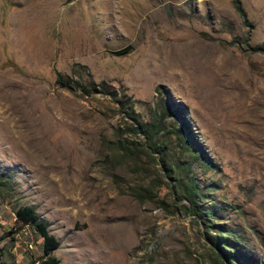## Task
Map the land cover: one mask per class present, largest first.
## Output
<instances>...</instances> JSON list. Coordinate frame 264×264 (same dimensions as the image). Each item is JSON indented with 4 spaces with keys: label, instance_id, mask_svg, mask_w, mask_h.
<instances>
[{
    "label": "rangeland",
    "instance_id": "obj_1",
    "mask_svg": "<svg viewBox=\"0 0 264 264\" xmlns=\"http://www.w3.org/2000/svg\"><path fill=\"white\" fill-rule=\"evenodd\" d=\"M240 2L246 23L231 0H0V264L43 257L21 205L56 264H264V0ZM54 71L104 81L136 122L165 106L176 171L126 109Z\"/></svg>",
    "mask_w": 264,
    "mask_h": 264
},
{
    "label": "trees",
    "instance_id": "obj_2",
    "mask_svg": "<svg viewBox=\"0 0 264 264\" xmlns=\"http://www.w3.org/2000/svg\"><path fill=\"white\" fill-rule=\"evenodd\" d=\"M232 5L236 13L239 15V17L242 19L243 23H246V14L244 9L241 6L240 0H231ZM251 51L256 52H262L264 53V46L260 45H254L249 48ZM126 51L125 49L116 50V54H121L122 52ZM82 69H85L84 65H80ZM54 82L57 84L60 88L69 90V91H79L80 95H88L91 93H98L101 96H105L110 98L112 101H114L118 106V112L121 113V108L126 109L124 112L129 113L128 115L133 117L136 113L134 112L131 104H128L125 102L121 96L116 97L117 93L116 91L112 90L104 81L94 82L92 80H89L87 82L82 81L81 79V73L80 71L77 72V78L69 77L65 74H62L59 71H54ZM157 108H159V115H158V122L156 124H145L141 122H134V124L131 125L129 128H124L123 131H133L141 133L144 137V142L148 148L153 149L160 161L162 162L165 170H168V173H174L178 167V157L176 156H169L171 152L168 150H162L163 146H159V143L156 142V135L160 131V120L164 118L165 115H167L166 107L163 106L160 102L157 103ZM128 109V111H127ZM155 116V115H154ZM118 133V140H117V147L121 151V149H126L124 145H121V128L117 129ZM178 136V134H176ZM180 139V138H179ZM180 140H184V138H181ZM125 152V150H124ZM188 166L186 170L184 171V175L180 176L177 175L175 184L178 187L179 193L182 194V197L185 198L190 204L196 200V191H195V185L192 183L188 176ZM186 179V180H185ZM14 216L15 220L21 222L22 224H31L34 227L35 232L37 235L41 238V252H42V258L39 259L37 264H56L58 260L52 256H50V253L57 248L58 242L55 239V237L50 234L47 230V224L46 222L39 217V215L36 213L33 207L29 205H21L18 206L14 210Z\"/></svg>",
    "mask_w": 264,
    "mask_h": 264
}]
</instances>
